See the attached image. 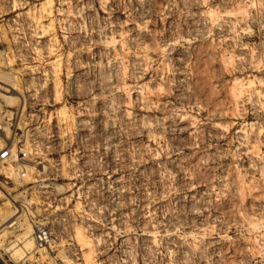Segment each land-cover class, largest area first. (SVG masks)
Segmentation results:
<instances>
[{"label":"rangeland","instance_id":"374dc122","mask_svg":"<svg viewBox=\"0 0 264 264\" xmlns=\"http://www.w3.org/2000/svg\"><path fill=\"white\" fill-rule=\"evenodd\" d=\"M0 81V264H264V0H0Z\"/></svg>","mask_w":264,"mask_h":264},{"label":"built area","instance_id":"2783aa9c","mask_svg":"<svg viewBox=\"0 0 264 264\" xmlns=\"http://www.w3.org/2000/svg\"><path fill=\"white\" fill-rule=\"evenodd\" d=\"M2 128H0V163L10 158L12 153V147L7 144L4 137L2 136ZM35 240L39 244H47L49 241V235L43 228L37 229L35 234Z\"/></svg>","mask_w":264,"mask_h":264},{"label":"bare ground","instance_id":"6f19581e","mask_svg":"<svg viewBox=\"0 0 264 264\" xmlns=\"http://www.w3.org/2000/svg\"><path fill=\"white\" fill-rule=\"evenodd\" d=\"M0 83H1V81H0ZM0 124H1V123H0ZM0 128H2V126H1ZM10 215H11V214H10ZM10 215L5 216L3 220H7V219H9V218H10ZM7 221H8V220H7ZM8 226H11V224L8 225ZM4 229H5V228H4ZM5 232H6L5 230L2 231V233H5ZM15 242H24V245H26L27 247H29V246L32 245V240H31L30 238L16 239ZM28 249H29V248H28ZM39 249H40V248H39ZM39 251H40V250H39Z\"/></svg>","mask_w":264,"mask_h":264}]
</instances>
